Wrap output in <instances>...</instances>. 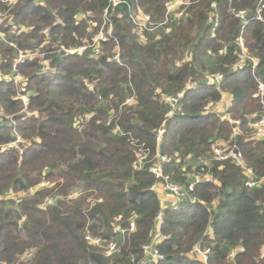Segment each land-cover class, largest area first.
I'll return each mask as SVG.
<instances>
[{"label": "trees", "instance_id": "trees-1", "mask_svg": "<svg viewBox=\"0 0 264 264\" xmlns=\"http://www.w3.org/2000/svg\"><path fill=\"white\" fill-rule=\"evenodd\" d=\"M165 2L123 0L109 15L113 29L100 53L88 57L90 51L66 54L63 48L91 41L109 0H19L12 6L0 1V10L12 17L1 30L17 28L0 39V74L25 78L23 91L0 78V264H142V246L162 203L150 190L154 176L132 166L139 147L173 158L164 173L183 190L176 207L162 209L160 231L166 238L157 249L164 259L155 264H204L187 256L197 244L210 250L206 264H264V184L249 189L242 169L214 160L210 150L211 142L229 138L231 125L223 114L240 119L246 131L248 115L259 108L252 94L257 81L264 82V0H190L178 20L171 16L154 32L146 30L140 42L131 12L139 7L159 25ZM239 10L246 11L244 25L235 15ZM240 36L246 52L258 58L255 76L247 68H232ZM41 45L47 72H39L36 60L15 62L20 50ZM116 47L118 61L112 57ZM216 72L223 80L208 85L206 75ZM189 82L192 88H186ZM178 92L183 97L168 118L161 95ZM222 92L231 96L225 113H203ZM21 94L30 115L23 112ZM129 97L134 101L126 104ZM17 135L30 144L20 145L21 151L1 150ZM235 143L255 175L264 177V139L238 136ZM192 173H207L217 183L201 181L189 190ZM43 180L51 186L37 187ZM29 188L36 190L27 199L6 198L20 191L28 195ZM74 188L81 190L73 198ZM48 196L53 202L40 207ZM118 215L123 228L136 215L135 229L123 235L113 231ZM87 232L103 245L88 244ZM109 241H116L118 251L107 256ZM239 247L243 251L230 258ZM31 249L32 257L18 262Z\"/></svg>", "mask_w": 264, "mask_h": 264}, {"label": "built area", "instance_id": "built-area-1", "mask_svg": "<svg viewBox=\"0 0 264 264\" xmlns=\"http://www.w3.org/2000/svg\"><path fill=\"white\" fill-rule=\"evenodd\" d=\"M2 2L12 1L13 3H16L18 0H0ZM123 0H109L108 6L103 11V23H106V36L102 31H99L91 38V41H85L83 44H80L79 46L75 48H65L64 52L66 54H82L84 52L90 51L88 54V57H91L93 54L92 52H98L100 48V43L102 41H105L109 35H111V24L107 23L109 20V15L111 12L114 11L115 7L121 4ZM8 3V2H7ZM190 0H168L165 4L166 12H165V19L163 22L159 23V25L153 23L151 21V17L148 13L142 12L139 7H137L136 10L131 12L130 17H136V13H140L141 22L136 21L135 25L138 30V34L141 40L145 39L144 32L146 30L152 31L157 26H161L166 21H169L171 16L177 20L185 11L186 7L189 5ZM211 7L215 8V3L211 4ZM259 12V11H258ZM242 22V25L245 24L246 19V11L245 10H239L235 14ZM259 17V16H258ZM75 19H78V16H75ZM4 20V13L0 11V25L2 24ZM135 19H133L134 22ZM108 24V25H107ZM103 25V24H102ZM168 28H166V32H168ZM46 32V29L43 31ZM2 33V32H1ZM0 33V39H4L3 35ZM236 44L238 46V52L237 53V61L233 63L232 68L235 71H240L243 69H249L251 74L255 76L257 67H258V58L255 56H252L246 52L245 49V41L243 40L242 36H240L236 40ZM28 50H25L24 52H27ZM222 53L226 52V46H223L221 49ZM19 52L18 54L20 55ZM42 53L43 58V64L40 65V73L47 72L48 66L47 65V58L44 57V53ZM209 53H211L209 51ZM114 60L118 61V55H116ZM23 59H17L15 62H22ZM14 67V65H13ZM0 78L5 79L8 82H13L16 84L17 81H20L22 85H25V78L20 75L16 74L14 72H9L7 74H0ZM224 75L220 72L207 74L206 75V83L210 86H218L219 83L223 80ZM194 86L193 83H187L186 88H192ZM221 94L220 99L217 102L214 101H208L205 106L203 107V113H207L210 111H218L219 104L221 101L223 103H226V108L230 105V102L226 101L225 94ZM26 96V95H25ZM183 97L182 92H178L175 95H161V101L169 106V110L166 114V117H171L177 110L179 101ZM252 98L256 99L259 104V108L252 112L250 115H248V120L246 123V129L249 131H245L242 129V121L240 119H234L227 113H224L221 117L222 119H226V121L231 125V132L229 135V138L227 140L224 139H218L210 144V150L211 155L214 160L217 161H231L235 165L239 166L242 169L243 174L245 175V186L249 189H254L262 186L264 184V177L255 175L253 168L248 166L245 162L244 156L240 150L236 148L235 139L238 136H243L244 141H258L264 139V82L262 80L257 81V88L256 91L252 94ZM21 100L23 101V112L27 115H30L27 111V98L21 97ZM129 100L127 99L126 102ZM226 101V102H225ZM86 117L85 115L83 116ZM80 122L77 121L76 126H79ZM164 132L163 125L156 131V141L159 142L161 139V136ZM19 136L17 135L16 139L11 141L8 144L1 145V150L7 149V148H17L18 145H21L22 142L18 141ZM175 155L174 160L178 162V158ZM173 158L156 153L154 155H150L148 149L139 147L135 152V159L132 162V166L138 170L147 168L148 172L151 173L155 181L150 186V190L156 192L158 194V197L161 200L162 208L157 213V215L154 218L155 226L154 230L152 231L150 235V240L148 243L144 244L142 246V252H143V260L142 264H155L164 259L163 255L158 251L157 245L163 241L166 237L161 233L160 231V225L162 223V209L165 207H176L183 197V190L180 188L178 184L171 181L168 175H165L164 173V166L166 164H169ZM200 162H204V159L200 160ZM190 176L193 178V181L189 184L188 189L192 190L195 183L201 182V181H209L212 183H217V180L210 176L207 173L204 174H196L192 173ZM32 189H29L31 191ZM80 191L76 189L74 192L70 193V197H77L79 195ZM48 204L52 203V200L47 201ZM262 209L264 211V202L262 203ZM135 218L136 215H131V217L127 220L128 226L126 228H123L117 223L122 220V216L118 215L114 222H112L113 225V231L124 234L126 231H132L135 229ZM209 233L212 231L211 228H208ZM85 240L88 244L94 245V246H100L103 245L102 239L100 237L92 236L89 232H87L84 236ZM104 251L105 254L111 255L118 251V245L116 241H109L104 244ZM243 251L242 247L236 248L235 250L231 251L229 254L230 258H233L237 252ZM33 250H28L23 253V256L25 257H31ZM209 248L205 247H199V245H194L192 249L187 253V256L191 259H196L204 264L207 262V258L209 255ZM264 249H262L260 253V258L263 257Z\"/></svg>", "mask_w": 264, "mask_h": 264}, {"label": "rangeland", "instance_id": "rangeland-1", "mask_svg": "<svg viewBox=\"0 0 264 264\" xmlns=\"http://www.w3.org/2000/svg\"><path fill=\"white\" fill-rule=\"evenodd\" d=\"M19 1V0H18ZM36 1H38V2H42V0H36ZM168 0H166V2H167ZM8 3V5H15V3H13L12 1H7ZM17 2V1H16ZM165 2V3H166ZM4 3H6V2H4ZM142 12H143V10L141 9V8H139ZM1 11V10H0ZM4 11H6V10H4ZM1 12H3V11H1ZM4 13V20H3V22H2V24L0 25V33L3 35V37L4 38H7L6 36H7V33H10L11 34V31H16V26H11L10 28V31L9 32H4L3 33V31L1 30V28L3 27V26H6L7 24H11V15H10V13L8 12V10L6 11V12H3ZM130 19H131V21H132V24H133V29H134V31L138 34V30H137V28H136V25H135V23H136V21H142L141 20V17H140V13L138 12V13H136V17H129ZM133 19H135L134 20V22H133ZM77 20V19H76ZM178 20V19H177ZM177 23V22H176ZM103 25H101L100 27H99V31H102L103 33H104V35L106 36V33H107V31H106V23H102ZM109 24V23H108ZM107 24V25H108ZM111 24V23H110ZM93 27H95V25H92ZM158 27V26H157ZM156 27V28H157ZM111 28L113 29V27H112V24H111ZM166 28H168L169 30H170V27H166ZM166 28H165V31H166ZM26 29V28H25ZM90 29H92V28H90L89 27V31L91 32V30ZM112 29H111V32H112ZM168 30V31H169ZM153 32L155 31V29H153L152 30ZM19 32V31H18ZM98 32V31H97ZM96 32V33H97ZM95 33V34H96ZM9 34V35H10ZM94 36V35H93ZM144 36H145V39L144 40H141L140 39V37H139V35H138V40L140 41V42H145V40H146V34H145V32H144ZM107 40V39H106ZM103 42V41H102ZM45 43H43V45H44ZM52 49H57V46L55 45V44H53L52 45ZM100 49H101V43H100V48H99V51L98 52H92V54L93 55H97V54H99L100 53ZM25 50H28L27 52H24ZM41 50H42V45L38 48V49H23V50H20L19 52H22V53H20V55L18 54V57H19V59H23V60H36V62H37V64H39V65H42L43 64V58H41L42 57V53H41ZM63 50H64V48H63ZM119 51H118V48L116 47L115 48V50H114V54H113V58L116 56V55H118L119 53H118ZM92 57V56H91ZM188 57V56H187ZM17 59V58H16ZM188 59H189V57H188ZM118 60H119V56H118ZM47 65H49V60H47ZM21 81V80H20ZM20 81H17L16 82V86L19 88V91H23L24 89H25V85H22V83L20 82ZM88 88H90V86H88ZM222 93H226V92H222ZM221 93V94H222ZM223 94V95H224ZM228 95H230L229 93H228ZM21 97H26L24 94H21ZM231 97V96H230ZM129 100L128 102H126V100ZM126 100H125V103L126 104H131V103H133V101H134V99L132 98V97H129V98H127ZM226 102V101H225ZM227 103V102H226ZM226 103H223L222 101H221V103L219 104V108H218V110H220V111H225V109H226ZM29 113H31L32 111H28ZM33 113H35L36 114V112L35 111H33ZM1 114H2V112H1ZM1 114H0V117H1ZM4 114H2V116H3ZM86 117L84 118V119H88V117H89V115H85ZM76 120V119H75ZM80 119H77L76 120V122L77 121H79ZM81 123L82 122H80V124H79V126H82L81 125ZM115 129L117 130V127H115ZM17 137V136H16ZM18 141H20V142H22L21 143V145H28V144H30V142H31V140H29V139H23L22 137H20L19 136V139H18ZM25 146H20V145H18V147H17V150L18 151H21L22 149H23V147H25ZM186 161V160H185ZM187 162H189L188 160H187ZM40 186H43V187H50L51 186V184L49 183V182H47V181H45V180H43L42 182H40L39 183V185H37V187H40ZM29 189H32L31 191H29ZM28 189V192H29V194L27 195L26 194V192H24V191H20V192H17V193H9L8 195H6V198H11V199H13L15 202H18V201H20L21 199H27V197L29 198V196L30 195H32L33 193H34V191L36 190L35 188H29ZM76 189L74 188V189H72L71 191H70V193H72V192H74ZM79 191L81 190L80 188L78 189ZM48 200H53V198H51V197H47V198H45L44 199V201L39 205L40 207H45V206H47L48 205V203H47V201ZM53 202V201H52ZM32 255H33V252H32ZM32 257V256H31ZM31 257H25V256H23V254H21L19 257H18V262H20V261H25V260H28V259H30ZM17 262V263H18Z\"/></svg>", "mask_w": 264, "mask_h": 264}, {"label": "crops", "instance_id": "crops-1", "mask_svg": "<svg viewBox=\"0 0 264 264\" xmlns=\"http://www.w3.org/2000/svg\"><path fill=\"white\" fill-rule=\"evenodd\" d=\"M225 96H226V101L230 102V101H231V97H230V95L225 94Z\"/></svg>", "mask_w": 264, "mask_h": 264}]
</instances>
